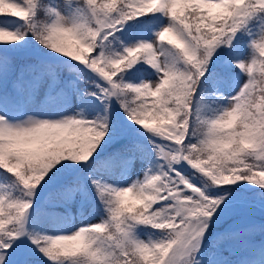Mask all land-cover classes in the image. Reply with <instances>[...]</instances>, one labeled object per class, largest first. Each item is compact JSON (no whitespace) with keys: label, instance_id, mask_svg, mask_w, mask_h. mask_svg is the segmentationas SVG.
Returning a JSON list of instances; mask_svg holds the SVG:
<instances>
[{"label":"snow or ice","instance_id":"1","mask_svg":"<svg viewBox=\"0 0 264 264\" xmlns=\"http://www.w3.org/2000/svg\"><path fill=\"white\" fill-rule=\"evenodd\" d=\"M0 264H264V0H0Z\"/></svg>","mask_w":264,"mask_h":264},{"label":"trees","instance_id":"2","mask_svg":"<svg viewBox=\"0 0 264 264\" xmlns=\"http://www.w3.org/2000/svg\"><path fill=\"white\" fill-rule=\"evenodd\" d=\"M257 239H259V235H257Z\"/></svg>","mask_w":264,"mask_h":264}]
</instances>
